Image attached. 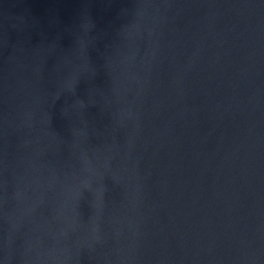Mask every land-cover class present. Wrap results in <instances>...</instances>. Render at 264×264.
Returning <instances> with one entry per match:
<instances>
[{"label":"water","instance_id":"water-1","mask_svg":"<svg viewBox=\"0 0 264 264\" xmlns=\"http://www.w3.org/2000/svg\"><path fill=\"white\" fill-rule=\"evenodd\" d=\"M0 264H264V0H0Z\"/></svg>","mask_w":264,"mask_h":264}]
</instances>
